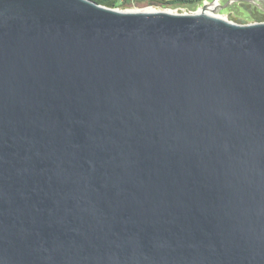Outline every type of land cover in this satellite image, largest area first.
I'll return each mask as SVG.
<instances>
[{
  "label": "water",
  "instance_id": "water-1",
  "mask_svg": "<svg viewBox=\"0 0 264 264\" xmlns=\"http://www.w3.org/2000/svg\"><path fill=\"white\" fill-rule=\"evenodd\" d=\"M0 264H264V21L0 0Z\"/></svg>",
  "mask_w": 264,
  "mask_h": 264
},
{
  "label": "rangeland",
  "instance_id": "rangeland-1",
  "mask_svg": "<svg viewBox=\"0 0 264 264\" xmlns=\"http://www.w3.org/2000/svg\"><path fill=\"white\" fill-rule=\"evenodd\" d=\"M225 1L226 0H206V1L198 3L194 7L172 8V9L175 10V11H178V12H185V11L190 12L189 10L196 11L199 8L205 6V3L206 4L207 3H209V4L213 3L214 4L213 9H210V12L212 14L221 16L223 18H226V19H229V20H232V21H233V18L236 17L240 21L238 23H242V22H244V23L256 22L255 21V14H251L250 12H248V10H249V6L248 5L240 4V7H238V8H227V9H225L223 7V4H224ZM149 7H153V8H157V9H169V8H162V7H159V6H156V5H151V4H144L142 6L134 5V6H131L130 9L146 10V8H149Z\"/></svg>",
  "mask_w": 264,
  "mask_h": 264
},
{
  "label": "trees",
  "instance_id": "trees-1",
  "mask_svg": "<svg viewBox=\"0 0 264 264\" xmlns=\"http://www.w3.org/2000/svg\"><path fill=\"white\" fill-rule=\"evenodd\" d=\"M96 1L100 4L109 7L130 9L131 6L134 5L142 6L144 4L156 5L162 8H189V7H194L198 3L203 2L205 0H137L135 3H132L130 0H96ZM233 21L240 22L236 17L233 18ZM255 21H264V16L255 15Z\"/></svg>",
  "mask_w": 264,
  "mask_h": 264
},
{
  "label": "flooded vegetation",
  "instance_id": "flooded-vegetation-1",
  "mask_svg": "<svg viewBox=\"0 0 264 264\" xmlns=\"http://www.w3.org/2000/svg\"><path fill=\"white\" fill-rule=\"evenodd\" d=\"M240 4L249 6L248 12L256 16H264V0H226L223 4L225 9L238 8Z\"/></svg>",
  "mask_w": 264,
  "mask_h": 264
},
{
  "label": "bare ground",
  "instance_id": "bare-ground-1",
  "mask_svg": "<svg viewBox=\"0 0 264 264\" xmlns=\"http://www.w3.org/2000/svg\"><path fill=\"white\" fill-rule=\"evenodd\" d=\"M213 6H214L213 3H211V4L207 3L205 8L201 7V8L198 9V11L199 12H205V13L211 14V15H215V14H212L210 12V9H213ZM130 10H139V9H130ZM146 10H150V11L168 10V11L178 12V11L173 10L172 8H169V9H157V8L149 7V8H146Z\"/></svg>",
  "mask_w": 264,
  "mask_h": 264
},
{
  "label": "built area",
  "instance_id": "built-area-1",
  "mask_svg": "<svg viewBox=\"0 0 264 264\" xmlns=\"http://www.w3.org/2000/svg\"><path fill=\"white\" fill-rule=\"evenodd\" d=\"M132 3H135L137 0H130ZM206 1V0H205ZM177 10V9H176ZM190 12H195L194 10H189ZM197 11V10H196ZM188 12V11H185Z\"/></svg>",
  "mask_w": 264,
  "mask_h": 264
}]
</instances>
